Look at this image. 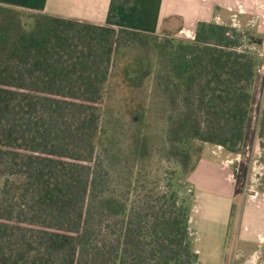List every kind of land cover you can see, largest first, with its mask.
<instances>
[{
	"label": "trees",
	"instance_id": "1",
	"mask_svg": "<svg viewBox=\"0 0 264 264\" xmlns=\"http://www.w3.org/2000/svg\"><path fill=\"white\" fill-rule=\"evenodd\" d=\"M157 37L0 6V264H198L194 200L175 174L164 190L110 197L98 154L117 54ZM169 40L156 79L172 111L171 152L199 143L237 154L260 58L215 22L199 23L191 42Z\"/></svg>",
	"mask_w": 264,
	"mask_h": 264
},
{
	"label": "rangeland",
	"instance_id": "2",
	"mask_svg": "<svg viewBox=\"0 0 264 264\" xmlns=\"http://www.w3.org/2000/svg\"><path fill=\"white\" fill-rule=\"evenodd\" d=\"M21 20L25 25H31L27 16L21 15ZM224 24L233 28L230 19ZM237 30L244 48L257 54V44L248 43L252 35L242 28ZM170 38L191 42L185 37L175 38L174 34L159 35L146 46L121 49L115 58V66L104 87L103 133L98 140V154L114 179V192L108 196L113 194L117 198L122 188L140 185L151 190H164L174 173L183 187L181 196L194 200L190 229L199 254L198 264H230L234 255L244 251L234 241L242 203L245 198L264 196V66L251 89L250 122L238 153L197 143L191 152L176 156L171 152L167 137L171 107L156 79L160 62L166 55L165 44ZM200 147L201 156L198 154ZM198 158L205 164L214 159L227 167L228 172L213 166L201 168L194 179L196 200L188 176ZM231 190L235 209L229 216L227 231V226L223 225L227 219L224 200ZM258 264H264V258Z\"/></svg>",
	"mask_w": 264,
	"mask_h": 264
},
{
	"label": "crops",
	"instance_id": "3",
	"mask_svg": "<svg viewBox=\"0 0 264 264\" xmlns=\"http://www.w3.org/2000/svg\"><path fill=\"white\" fill-rule=\"evenodd\" d=\"M0 6L155 36L174 34L191 41L199 23L225 25L235 16L239 29L259 40L257 55L263 61L260 66H264V0H0ZM210 160L205 164L201 158L188 176L196 200L194 179L201 168L213 166L228 172L222 163ZM228 195L224 200L227 219L223 221L227 231L233 190ZM237 222L234 241L244 251L229 263L258 264L264 258V196L245 198Z\"/></svg>",
	"mask_w": 264,
	"mask_h": 264
},
{
	"label": "built area",
	"instance_id": "4",
	"mask_svg": "<svg viewBox=\"0 0 264 264\" xmlns=\"http://www.w3.org/2000/svg\"><path fill=\"white\" fill-rule=\"evenodd\" d=\"M231 22H232L231 26H232L234 29H239V24H238V22H237V18H236L235 16H233V17L231 18ZM262 69H263V66H259L258 69H257L258 73H259L260 71H262Z\"/></svg>",
	"mask_w": 264,
	"mask_h": 264
}]
</instances>
